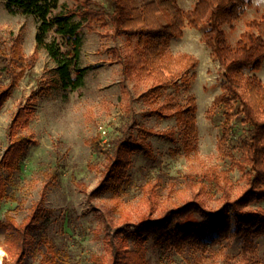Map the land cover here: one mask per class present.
I'll list each match as a JSON object with an SVG mask.
<instances>
[{
  "label": "rangeland",
  "instance_id": "1",
  "mask_svg": "<svg viewBox=\"0 0 264 264\" xmlns=\"http://www.w3.org/2000/svg\"><path fill=\"white\" fill-rule=\"evenodd\" d=\"M95 1L106 4L105 0ZM131 1L133 6L141 7L160 0ZM196 2L178 0L185 10ZM6 3L7 0H0V40L10 43L12 38L21 36L23 52L30 58L35 50L39 20L19 12L10 13ZM59 4L53 14L61 6L77 7L75 0H59ZM262 12L264 9L252 5L242 19L226 27L229 41L235 44L246 23ZM80 37L79 67L85 69L82 87L75 91L62 89L56 74L57 63L41 50L0 109V161L11 146L9 130L21 107L28 108V123L19 133L33 141L23 149L16 170H0L7 186V196L0 201V222L11 215L19 224L26 223L39 202L52 212L25 264H40L49 244L54 245L59 264H99L95 258H111L104 239L108 227L114 230L138 223L143 216L157 218L197 198L207 210L218 211L225 203L223 186L235 200L247 185L246 172L236 167L227 154L240 157L237 142L248 127L235 117L226 154L219 152L224 116L213 104L222 93L224 70L202 40L201 31L187 27L183 37L167 41L175 56L189 54L199 64L190 70L180 68L179 87L161 91H154L152 80L123 74L121 57L134 47L136 38L115 37L110 27L85 26ZM51 39L72 56V39L55 33ZM76 74L74 71L72 76ZM247 74H256L264 82V65L260 71ZM1 78L4 80V76ZM44 83H49L47 89L33 96ZM190 98H195L197 107V129L192 135L185 132L175 116L176 109L188 107ZM169 111L174 115L169 116ZM140 126L157 132L174 130L175 139L147 137L154 157L132 152L130 166L121 174L122 189L93 194L109 161L106 153L95 146L97 138L105 150H111L126 131L138 139L145 138ZM250 208H264V201ZM196 234L198 239L183 245L181 250L172 246V242L160 248L151 237L130 236L128 246L139 251L147 264H242L245 255L256 264H264V236L244 248V243L233 237L214 241L217 236L214 230ZM4 247L0 234V264L7 255Z\"/></svg>",
  "mask_w": 264,
  "mask_h": 264
},
{
  "label": "trees",
  "instance_id": "2",
  "mask_svg": "<svg viewBox=\"0 0 264 264\" xmlns=\"http://www.w3.org/2000/svg\"><path fill=\"white\" fill-rule=\"evenodd\" d=\"M75 1L76 8L61 6L62 9L53 14L60 7L59 0H7L6 8L10 13L36 17L39 24L35 50L30 58L23 52L21 36L12 38L10 43L0 40V109L13 95L25 72L32 68L41 50L57 63L56 74L62 89L75 91L82 87L85 69L79 67V61L83 26L90 29L110 27L115 37L136 38L134 47L121 57L124 76L152 80L154 91L177 89L181 77L179 69H194L199 60L189 54L175 56L169 51L167 41L183 37L185 28L191 27L201 31L202 40L224 70L222 93L213 104L224 116L219 152L226 154L235 117L248 127L247 133L237 142L240 157L227 154L236 167L246 172L247 185L240 197L232 200L229 190L223 186L225 203L218 211L207 210L202 200L197 198L157 218L143 216L138 223H128L114 230L108 227L104 239L111 258L97 257L95 263L147 264L139 251L130 250V236L138 239L151 237L160 248H166L172 242V246L181 250L183 245L198 239L197 231L214 230L217 231L214 241L223 242L233 237L244 243V248L250 247L253 240L264 236V208H250L252 204L264 201V82L256 74L248 75L247 71L258 72L264 65V12L250 19L240 38L232 44L226 27H232L246 15L253 5L252 0H197L190 10L183 9L178 0L152 1L141 7L133 6L131 0H105L106 4L95 0ZM52 33L73 40L72 56L64 53L58 42L51 39ZM74 71L77 73L75 77L72 76ZM48 86L49 83L42 84L33 96L43 93ZM27 109L26 106L19 109L10 127L12 143L0 161V170H16L23 149L33 142L30 137L19 133V129L28 123ZM196 111V100L190 98L187 108H178L175 112L178 123L189 135L197 129ZM168 113L169 116L174 115L170 111ZM139 128L145 138L138 139L126 131L116 139L111 150H105L97 138L95 146L106 153L109 161L93 194L122 189L121 174L130 166L132 152L154 157L147 137L175 139L174 130L157 132L144 126ZM6 196L7 186L0 177V201ZM51 215V210L39 202L26 223L19 224L13 216H6L0 222V234L3 235L7 253L2 264H25L38 245ZM40 264H59L53 244H49ZM242 264L256 263L245 255Z\"/></svg>",
  "mask_w": 264,
  "mask_h": 264
},
{
  "label": "clouds",
  "instance_id": "3",
  "mask_svg": "<svg viewBox=\"0 0 264 264\" xmlns=\"http://www.w3.org/2000/svg\"><path fill=\"white\" fill-rule=\"evenodd\" d=\"M252 4L254 7L264 9V0H252Z\"/></svg>",
  "mask_w": 264,
  "mask_h": 264
}]
</instances>
